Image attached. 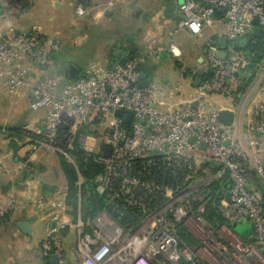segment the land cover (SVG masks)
I'll return each mask as SVG.
<instances>
[{
	"label": "built area",
	"instance_id": "obj_1",
	"mask_svg": "<svg viewBox=\"0 0 264 264\" xmlns=\"http://www.w3.org/2000/svg\"><path fill=\"white\" fill-rule=\"evenodd\" d=\"M28 1L0 0L10 7L0 16V85L10 93L27 87L31 108L46 110L42 129L22 130V144L31 152L51 149L63 155L76 170L80 189L84 179L71 152L78 143L103 165L97 190L140 211L139 222L129 227L105 210L77 219L73 226L79 264H264V199L255 178L264 180V60L249 72V56L233 44L256 26L264 27V0L181 1L180 28L200 34L219 12L226 44L223 55L218 54L217 43L208 45L211 78L199 83L189 102L172 109L157 105L155 83L139 85L143 64L150 57L159 58L162 49L112 67L92 65L76 80L52 74L60 43L38 31L19 32L10 21V12H23ZM75 13L85 16L88 11L78 4ZM167 49L174 57L181 56L174 42ZM32 66L40 68L35 77ZM215 93L239 99L228 108L235 111L232 124L219 120L220 109L209 99ZM256 96L244 119L245 106ZM117 109L122 110L121 116L115 114ZM126 114H131L128 122ZM156 158L174 166L172 186L146 180L141 172L130 175L137 161L150 164ZM224 176L230 184L219 211L228 223L213 224L204 216L211 198L208 185ZM68 196L67 183L55 187L51 197L40 195L27 203L9 193L0 197V221L29 205L42 210L50 222L42 253L56 255L57 264H66L64 229L71 225ZM180 224L196 243L182 240ZM232 224H249L250 236L237 235ZM220 225L223 241L215 236Z\"/></svg>",
	"mask_w": 264,
	"mask_h": 264
},
{
	"label": "crops",
	"instance_id": "obj_2",
	"mask_svg": "<svg viewBox=\"0 0 264 264\" xmlns=\"http://www.w3.org/2000/svg\"><path fill=\"white\" fill-rule=\"evenodd\" d=\"M34 1L29 0L23 12H10V21L19 32L38 31L43 36L55 39L81 38V41L88 45L96 42L95 39L88 42V38H108L105 39L107 41L102 53L91 59L83 57L78 51L64 56L60 44V50L54 54L56 67L51 73L60 74L66 80L69 79L65 76V70L70 63L77 65L81 70L92 65L112 67L122 64L121 60L124 58L126 61L155 49H162L160 57L163 58L162 61L165 60L163 63H167V56L170 54L167 48L171 42L176 41L179 45L175 44L180 46L181 53L183 48L184 53L188 48L189 39L197 37L195 38L197 45L192 47V53L199 60V65L186 67L183 79L177 80L176 88L169 86L168 93L153 81L156 58L150 57L142 66V70L148 73L150 82L158 87L156 102L163 109H172L189 102L199 85L196 79L199 77L204 81L209 75L212 76L213 69L206 58L207 48L211 43L217 41L221 43V37L225 32V24L219 12L214 15L213 23L206 26L200 34H193L187 28H180L179 22L184 18L179 10L182 0H68L73 11L78 4H82L88 14L87 18L77 22V25L72 20L70 24L75 27L74 30L65 33L49 25L44 26L33 17ZM54 3L60 4V0H54ZM7 10L9 11L10 7L0 2V16ZM1 24L3 23L0 17ZM112 27L117 29V32H110L107 36L99 34L104 29ZM32 70V76L35 77L40 68L32 66ZM216 95V93L212 94L209 98L216 109L230 107L226 105L218 107ZM30 102L31 97L27 87H20L17 92L10 93L0 85V197L14 193L21 203L32 202L40 195L51 197L55 187L67 183L62 161L56 151L41 149L31 152L22 144V138L9 129L6 130L8 127L31 130L43 128L46 110H33ZM67 205L71 225L64 229L65 260L66 264H79L75 255L76 229L73 226L77 219L82 218L79 193L74 199L67 201ZM20 221L30 223L29 233L19 228ZM49 224L43 211L32 205L2 218L0 264H49L48 257L46 258L41 250V242L46 236Z\"/></svg>",
	"mask_w": 264,
	"mask_h": 264
},
{
	"label": "trees",
	"instance_id": "obj_3",
	"mask_svg": "<svg viewBox=\"0 0 264 264\" xmlns=\"http://www.w3.org/2000/svg\"><path fill=\"white\" fill-rule=\"evenodd\" d=\"M216 43L221 46L220 41H217ZM233 44L236 49L244 51L249 56V65L247 70L249 72L253 71L256 68V65L261 60H264V27H262L258 35L254 36L244 46H242V42L240 40L234 41ZM210 78L211 75H209L206 80ZM8 129L20 138L22 137L23 129L8 127L6 130ZM71 152L75 155L79 163L84 181L79 189L76 185V180L78 178L76 170L70 163L67 162V160L61 159L63 171L66 175L69 187V196L67 201L69 202L74 199L75 195L79 192L82 205V218H91L98 212L105 210L122 226L129 227L136 225L140 220V211L137 208L124 204L118 200H109L104 194H101L97 190L96 179L102 173L103 165L95 162L92 157L87 155L76 142L74 143V148ZM140 172L142 177L146 180L157 181L158 183H165L170 186L175 183L174 166L169 162L167 163L166 161L158 158L150 164L146 161H137L129 173L132 176H138ZM178 178H181L180 174L176 179ZM229 184V178L224 176L213 180L208 185L211 198L205 209L204 216L207 221L213 224L228 223L221 215L219 205L228 193ZM178 232L183 241L189 244L195 242L193 236L184 225H178Z\"/></svg>",
	"mask_w": 264,
	"mask_h": 264
},
{
	"label": "rangeland",
	"instance_id": "obj_4",
	"mask_svg": "<svg viewBox=\"0 0 264 264\" xmlns=\"http://www.w3.org/2000/svg\"><path fill=\"white\" fill-rule=\"evenodd\" d=\"M67 1L68 0H60V4H56L54 3V0H35L33 17L38 19L40 23L44 26L49 25V27H53V29L63 31L65 33L71 32L75 28L72 24H70L72 20H74L75 24L77 25V22L84 20L87 17L86 15L85 16L76 15L75 10L73 11V8L69 6ZM113 31L117 32V29L113 27L111 29H104L99 34L100 35L102 34V36H107L108 33ZM195 38L197 37H192L191 39H189L187 46L188 48L184 51V53L182 48V53L179 59H175L174 57H172L173 55L171 56V54H168L167 63L166 62L163 63L165 60L162 61L163 60L162 57H159L155 60L154 62L155 71H154L153 81H155L159 87L164 89L165 93H168L169 86L176 88L177 80L183 79L184 76L183 72L186 70V67H188L189 65L190 66L199 65V60H197L192 53V47L194 48L197 45L196 42L197 39ZM56 39L58 42H61L60 43L62 45L61 52L64 53V56L66 54L71 55V52L78 51V53L82 54L83 57L91 59L97 57L102 53L103 51L102 49L104 48V45L107 41L105 39L108 38H88L87 39L88 42L95 39L96 42H94L92 45L83 43L81 41V38H56ZM175 43L179 45L176 41ZM75 54H77V52ZM215 98L218 101L217 103L218 107L221 105H226V107L229 106L231 107L234 106L239 101V99H236L235 97L231 98L230 96L222 95V94H217ZM256 100H257V96L254 98V100H252L251 102H249V104L245 106L246 109L244 113V119H247L249 117ZM59 158L66 160V158L60 154H59ZM255 178L257 182V190L264 199V180L258 178L257 176H255ZM233 225L234 224H232L230 228L237 235L241 234L242 236H246V237L250 236L251 233L250 228L245 229L244 233H241L234 230ZM222 226L223 225H220L219 229H217V232L215 233V236L220 241H223L222 238L224 237V230ZM198 241L201 240L199 239ZM194 243H196V241ZM216 253L218 252L216 251Z\"/></svg>",
	"mask_w": 264,
	"mask_h": 264
},
{
	"label": "water",
	"instance_id": "obj_5",
	"mask_svg": "<svg viewBox=\"0 0 264 264\" xmlns=\"http://www.w3.org/2000/svg\"><path fill=\"white\" fill-rule=\"evenodd\" d=\"M256 25L258 24L257 20H255L254 22ZM261 31V28L259 26H256L255 29L253 30L252 33L248 34L246 37L241 38L240 41L242 42V46H244L248 41H250L254 36L258 35ZM226 44V37L222 36L221 37V49L219 51V55H223L224 54V46ZM125 62V58L123 60H121V63ZM82 74V70L75 64L70 63L66 66V70H65V76L66 78H68L69 80H76L77 78H79ZM140 77H141V82L139 83L140 86H147L151 79L148 75V73L144 70H141L140 73ZM201 82V78H197L196 79V83L199 84ZM192 106H196V102L192 103ZM115 114L121 116L123 114L122 110H115ZM131 118V114H126L124 117L125 122H128ZM235 119V111L232 109H228V108H224V109H220L219 112V120L227 125L232 124V122ZM263 207H264V203H263ZM18 226L19 228L26 233H29L31 228H30V223L28 221H20L18 222ZM249 228V224L246 225H241V224H234L233 225V229L244 233V230ZM48 261L49 264H57L58 263V258L56 255L51 254L48 257Z\"/></svg>",
	"mask_w": 264,
	"mask_h": 264
}]
</instances>
